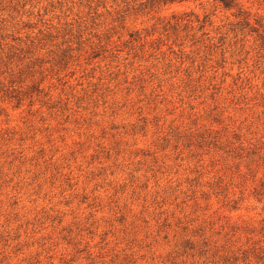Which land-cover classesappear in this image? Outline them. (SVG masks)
Wrapping results in <instances>:
<instances>
[{
	"label": "rangeland",
	"instance_id": "obj_1",
	"mask_svg": "<svg viewBox=\"0 0 264 264\" xmlns=\"http://www.w3.org/2000/svg\"><path fill=\"white\" fill-rule=\"evenodd\" d=\"M239 2L0 0V264H264V0Z\"/></svg>",
	"mask_w": 264,
	"mask_h": 264
},
{
	"label": "trees",
	"instance_id": "obj_2",
	"mask_svg": "<svg viewBox=\"0 0 264 264\" xmlns=\"http://www.w3.org/2000/svg\"><path fill=\"white\" fill-rule=\"evenodd\" d=\"M159 1H163V2L167 3V2H173V1H176V0H159ZM218 1L220 3H222L226 8H233V7L241 8L239 0H218ZM263 37H264V35H263ZM263 237H264V227H263ZM86 247H88V248L80 249V250H78V252L82 253L85 249H88L87 259H90L92 264H112V262L115 261L114 259H112L111 262H107L106 260H103L101 262V260H97L93 256V251L89 248L90 246L88 245ZM257 255L259 256V258L264 263V247L261 249V251ZM131 261L132 260H129L128 262H123L122 264H126V263H129ZM118 263L119 262H117V260H116V262H114L113 264H118ZM63 264H75V262L69 263V262L65 261Z\"/></svg>",
	"mask_w": 264,
	"mask_h": 264
}]
</instances>
